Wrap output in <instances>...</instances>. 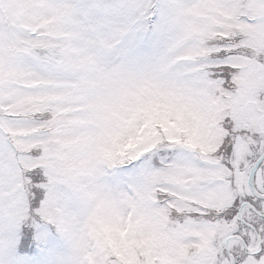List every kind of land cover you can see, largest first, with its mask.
Returning a JSON list of instances; mask_svg holds the SVG:
<instances>
[{
	"label": "snow or ice",
	"instance_id": "1",
	"mask_svg": "<svg viewBox=\"0 0 264 264\" xmlns=\"http://www.w3.org/2000/svg\"><path fill=\"white\" fill-rule=\"evenodd\" d=\"M0 264H264V0H0Z\"/></svg>",
	"mask_w": 264,
	"mask_h": 264
}]
</instances>
